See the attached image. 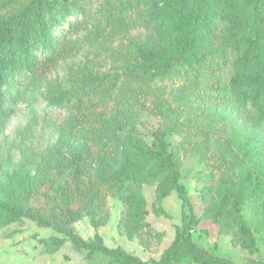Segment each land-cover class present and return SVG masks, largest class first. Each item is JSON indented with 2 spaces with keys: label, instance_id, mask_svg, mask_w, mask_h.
<instances>
[{
  "label": "rangeland",
  "instance_id": "1",
  "mask_svg": "<svg viewBox=\"0 0 264 264\" xmlns=\"http://www.w3.org/2000/svg\"><path fill=\"white\" fill-rule=\"evenodd\" d=\"M28 2L0 0V18ZM192 9L208 14L205 65L194 75L171 73L152 82L129 74L126 66L139 62V48L156 49L158 59L169 56L171 17ZM54 14L60 25L53 33L67 47L58 65L37 82L26 79L9 92L0 87L9 97L0 104L8 106L0 116V202L48 208L71 185L63 159L83 151V178L97 183L119 167L131 133L151 144L153 134L163 131L190 196L187 211L198 220L194 242L234 264H264V150L258 144L246 161L235 142L236 134L253 132L254 117L227 93L207 87L214 78L227 81L236 69L233 53L226 52L225 61L217 57L222 42L242 47L249 38L264 56V0H76L60 2ZM260 161L263 179L257 185ZM222 179L235 194L219 213ZM125 198L102 185L97 217H82L73 223L75 230L84 238L98 231L107 246L120 245L142 260L159 258L181 223L168 171L153 161L129 183ZM137 209L145 212L141 218ZM52 234L27 218L6 223L0 209L1 264H106L99 255L87 259L86 251L68 241L43 253L37 238Z\"/></svg>",
  "mask_w": 264,
  "mask_h": 264
},
{
  "label": "trees",
  "instance_id": "2",
  "mask_svg": "<svg viewBox=\"0 0 264 264\" xmlns=\"http://www.w3.org/2000/svg\"><path fill=\"white\" fill-rule=\"evenodd\" d=\"M76 3V0H29L14 13L0 18V87L5 86L6 92L16 88L24 80L37 82L55 68L63 57L67 47L61 46L60 35L53 33L54 28L60 25L59 18L54 14L60 2ZM170 3L172 0H162ZM153 5L151 11L154 12ZM206 13L196 9L186 15H172L173 46L167 58L158 59L156 49H138L140 60L136 64H128L129 74H136L146 82H152L168 76L171 73L194 75L208 58L205 47L207 31ZM233 53L232 61L235 71L227 81L221 78L209 80L208 89L222 91L232 98L233 102L241 107H247L252 112L254 120L253 132L246 133L243 138L235 135V142L247 161L259 148L264 150V56L251 39L240 44H220L217 57L225 61V53ZM0 92V104L8 99ZM8 106L0 109V116L5 115ZM252 143V145H250ZM257 148V149H255ZM260 159V157H259ZM258 159V160H259ZM86 154L79 151L62 163L69 166L71 185L65 184L60 192L61 200L50 199L48 208H19L10 202H0V209L4 211L5 222L18 218H27L37 226L50 228L55 234L39 237L43 253H54L66 242L75 248L86 251V258L91 260L99 255L106 258V264H197L205 259L206 264H234L228 258L214 255L197 245L192 239L191 231L198 220L188 213L191 207L190 196L185 185L180 181V173L176 165L174 152L169 149V143L163 131L153 134L151 144L146 143L136 134L128 136L127 143L121 153L119 167L97 183L84 180V165ZM153 161H158L161 168L168 171L171 188L180 199L181 223L175 226L174 237L157 259L142 260L129 253L122 246H107L102 235L95 231L89 238L82 237L74 228L73 223L84 216L97 217L101 186L109 187L113 194L125 198L127 187L133 178L141 171L147 170ZM256 163L255 178L257 185L262 181L260 164ZM149 180L147 177L144 179ZM258 188V187H257ZM222 195L218 205L221 213L227 199L235 194L222 179ZM159 197H164L160 191ZM132 201V194L128 196ZM77 202L76 205H72ZM139 203V207L143 206ZM239 210L238 203L234 204ZM159 212L170 215L163 209ZM142 213L137 209L135 216L141 218ZM146 225L148 223L146 221ZM94 226L98 225L94 223ZM240 229L250 235V229L241 223ZM250 247V243H246ZM1 264V262H0Z\"/></svg>",
  "mask_w": 264,
  "mask_h": 264
}]
</instances>
